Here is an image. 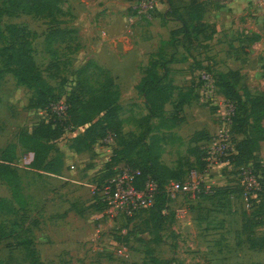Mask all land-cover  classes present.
<instances>
[{"label": "rangeland", "instance_id": "rangeland-1", "mask_svg": "<svg viewBox=\"0 0 264 264\" xmlns=\"http://www.w3.org/2000/svg\"><path fill=\"white\" fill-rule=\"evenodd\" d=\"M136 1L64 0L63 14L50 16L14 9L11 0H0V162L8 160L17 173L16 177L0 176V264H34V258L40 264H264V201L259 196L246 201L241 165L218 164L207 169L202 183L210 187V192L195 198L181 195L171 201L159 231L149 221L147 210L134 218H115L92 191V186L112 176L109 165L114 163L115 153L119 159L140 160L145 148L143 133L149 128L151 133H167L163 129L172 127L174 119H182L178 116L185 113L182 105L177 107L174 102L168 106L172 117H155L147 125L145 101L136 89L147 68V59L188 60L193 52L206 53L210 45L198 38L187 41L190 51L183 50L177 34L168 41L147 43L153 29L148 21L164 0H157L149 18H135L133 23L129 18L135 15L132 6ZM184 2L181 0V5ZM252 3L264 21V0H251ZM6 9L10 11L1 14ZM115 9L124 16L127 29L135 28L134 35L115 38ZM9 25L25 30L42 77L52 87L53 95L72 100L79 109L77 117L89 115L79 102L88 101L90 89L100 88L104 82V73L95 65L112 75L120 89L121 105L120 128L115 122H107L106 131L118 132L114 142L100 139L94 143L83 135L88 125H68L48 156L51 171L37 170L34 153L19 143L18 136L47 114L33 107L37 88L23 85L5 68L11 47L21 41L19 35L11 34ZM56 29L76 32L50 40V32ZM213 29L204 27L203 34L211 35ZM197 59L184 63L181 69L191 72L185 81L191 83L188 93L195 98L192 110L197 117L212 122V135L219 125L218 106L202 96L201 73L211 69L221 77V72L208 61V56ZM86 65L87 72L81 74ZM258 66L264 73V63ZM169 72L167 87L172 79ZM247 79L239 77L236 81L244 99L259 92V86L249 84ZM79 82L85 84L84 93L78 91ZM223 91L220 87L217 94L223 96ZM92 117L100 121L93 129V134H97L106 125L105 116L97 112ZM260 125L264 128V121ZM255 129L250 128L252 134ZM194 138L195 135L189 136L180 145L165 142L163 150V162L185 177L196 166L191 155ZM234 138L237 142L242 139L237 134ZM206 143L207 140L201 144L202 149ZM257 161L264 163V156H258ZM63 170L65 174L73 173L61 177L59 172ZM259 173L264 178V172Z\"/></svg>", "mask_w": 264, "mask_h": 264}, {"label": "trees", "instance_id": "trees-1", "mask_svg": "<svg viewBox=\"0 0 264 264\" xmlns=\"http://www.w3.org/2000/svg\"><path fill=\"white\" fill-rule=\"evenodd\" d=\"M216 1L221 2L224 0ZM63 2L64 0H11V7L38 15L47 14L55 16L57 14H63L61 7ZM204 10L205 7L202 0H190L189 4L185 7L184 14L181 13L182 26L173 30L171 33V36L177 34L180 37L187 51H190L187 41L191 42L194 35L197 36L200 32H203L205 24L201 22V15ZM4 11L9 12L10 9L1 10V14ZM7 28H9L13 36L19 35L21 41L19 45H13L11 47L8 55L9 60L5 68L23 85L37 88L38 96L33 102V107L47 112L45 119L40 120L30 130H21L18 136L19 143L34 153V162L39 164L35 166L37 170L51 171V169H48L51 165L50 161L47 162L48 156L54 149V143L63 136L68 125H73L74 127L88 125L83 135L94 143L100 139H104L110 132L118 135V132L114 129L106 131L108 121L115 122L119 128L121 126L118 121L119 111L121 109L119 103L120 89L108 71H104L99 65H95L96 68L104 73V82L100 85V88L90 89L89 93H91V97L88 101L79 102L85 112H90L89 115L77 117L79 109L72 103L71 99L66 98L68 118L66 120L59 119L58 115L52 109L60 99L55 94L53 95L52 87L42 77L41 71L37 67L34 59L32 45L27 40L26 34H24L26 33L25 30L15 25H9ZM75 32L76 29H56L50 32L48 38L51 40L56 36L71 35ZM172 62H174L172 59L163 60L162 62L150 59L140 82L136 86L138 93L144 98L145 105L148 109V114L144 117L148 126H150L153 118L164 117L165 104L169 101L173 90L176 88L172 84V80L170 86L167 87L165 85V79L168 76V71H170L168 64ZM159 69L162 70V73ZM81 70V74L86 73L88 65ZM220 75L221 77L216 75L217 85L219 88H224L223 96L235 105L233 132L235 135L244 136L240 141H236L237 153L233 155L232 162L241 166L253 162L258 169L264 171V167H262L261 162L257 161L255 156L259 141L264 138V128L263 125H260L264 121V94H257V96L250 97V99H244V96L236 85L239 73L237 71H230L228 73H220ZM78 91L80 93L85 92L84 82L78 83ZM97 112L104 113V123L106 125H104L105 127L100 132L93 134L94 127L100 122L92 117V114H96ZM174 117H177V115ZM174 120L175 123L173 126L179 119ZM250 128H256V132L252 134ZM149 134L151 136L148 141L147 136ZM162 139L160 135L151 133L149 128L142 135L145 148L140 160H134L130 157H121L119 159L115 157V153V156L112 158L114 163H110L109 165L111 167V165L117 162L125 161L133 167L140 168L142 175L137 182L138 188H143L148 179L153 180L157 184L155 202L148 210V215L149 221L158 231L165 222L166 210L171 202L167 193V185L172 180H183L185 178V176L179 174L177 169L171 168L161 161ZM208 139L209 137L206 138V140ZM202 146L196 145L191 149L193 162L196 165L192 169L205 170L206 162L203 159L204 153H201L203 152ZM123 151L124 147L119 150V153ZM16 175L17 173L12 168L11 163L5 159L1 160L0 176L8 178L9 176L16 177ZM258 196L264 201V188L263 191L258 193ZM2 204L3 201L0 199V210L3 207ZM33 261L34 264H40L36 258Z\"/></svg>", "mask_w": 264, "mask_h": 264}, {"label": "crops", "instance_id": "crops-1", "mask_svg": "<svg viewBox=\"0 0 264 264\" xmlns=\"http://www.w3.org/2000/svg\"><path fill=\"white\" fill-rule=\"evenodd\" d=\"M184 1L183 5H181V0H164L156 15L148 21L149 28L151 27L153 29L151 34L149 31V36L146 39V41L149 42L147 43L159 41L160 39H164L163 41L171 39L172 31L182 26L181 13L184 14L185 7L189 4L190 0ZM202 1L204 2L205 10L201 15V22L205 24V27L209 26L214 29L211 35L206 36L203 34V31L197 36H193V40L200 38L205 44H210L206 49V53L201 55V53L193 52L191 56L189 55L188 60H183V58L180 57V59L175 60L169 66V76H171L172 84L175 85L176 88L173 90L169 101L165 104L164 116H173L168 113V106L172 105L174 102L175 105L181 104L183 110L185 109V113L178 116L182 119L174 126L163 129L167 133H156L158 135L160 134L163 138L161 140L162 162L163 150L166 143H176V145H180L185 142L189 136L195 135L193 146H200L205 143L206 138L210 136L213 130V125H211L212 122L209 123V120L207 121L201 117H197L196 113L192 110V108H194L192 103L195 101V98L188 93L190 92L188 87L191 83L185 81L187 75L190 79L191 72L185 71L186 69H181L184 63L195 61V57L204 60L205 56H208V61L214 65L219 72L228 73L230 71H237L239 77L244 78L246 76L248 78L247 82L249 84L254 82L259 86V92L255 93L264 94V73L261 71L262 69L258 68L260 63H264V21H262L263 17H261L260 12H255L251 0H224L221 2H217L216 0ZM125 24L126 21L124 16L115 9V38L120 37V40H122L128 35H134L136 33H134L135 28L129 30ZM161 33L163 35L160 38ZM182 48L184 50V46H182ZM95 52H97V50H95ZM95 57H97L96 54ZM149 61L150 59L148 58L144 65H148ZM177 74L183 76H177ZM180 78L183 79V81H180ZM171 134H173V137ZM167 135L169 137H165ZM239 136L242 139L244 138L243 135ZM263 144L264 138L259 141L258 150L255 153L257 160L258 156L259 158L264 156ZM73 148L75 152L78 151L76 146ZM71 168L75 169L74 166H71ZM72 173L73 171H67L65 174L63 170L61 173L59 172V175L64 177V174L65 176H69Z\"/></svg>", "mask_w": 264, "mask_h": 264}, {"label": "built area", "instance_id": "built-area-1", "mask_svg": "<svg viewBox=\"0 0 264 264\" xmlns=\"http://www.w3.org/2000/svg\"><path fill=\"white\" fill-rule=\"evenodd\" d=\"M132 7L135 15L131 16L129 20L134 23L135 18L143 16L149 18L157 7V0H138ZM201 79L203 82L202 96L205 100L218 106L219 125L217 130L209 136L203 149V159L206 162L205 170L192 169L189 171L188 177L183 180H172L167 185V193L171 201L181 195L195 198L198 194L210 192V187H204L202 183L204 172L218 164H232L233 155L237 153L233 132L235 105L224 96L217 94L219 89L217 77L211 69L203 71ZM67 108L66 100L62 99L53 106L52 110L56 111L59 119L66 120L68 118ZM44 112L47 114L46 111ZM117 136L116 133L110 132L104 141L112 143ZM261 165L264 167V163ZM240 170L242 185L246 189L245 198L248 202L249 197L252 200L258 197L259 192L263 191L264 178L259 173V170L262 169H258L253 162H250L248 165L241 166ZM112 172V176L108 179L92 186V191L99 196L100 201L108 206L109 213L115 218L120 216L134 218L142 211H148L154 205L157 184L148 179L143 188H138L137 182L142 175L140 168L120 161L112 165Z\"/></svg>", "mask_w": 264, "mask_h": 264}]
</instances>
